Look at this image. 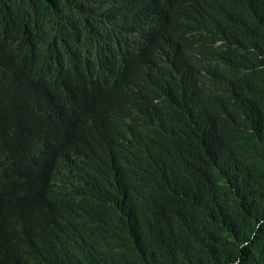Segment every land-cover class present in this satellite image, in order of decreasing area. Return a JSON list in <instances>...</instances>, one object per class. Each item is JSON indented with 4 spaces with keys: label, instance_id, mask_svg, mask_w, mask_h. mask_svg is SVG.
Returning <instances> with one entry per match:
<instances>
[{
    "label": "trees",
    "instance_id": "1",
    "mask_svg": "<svg viewBox=\"0 0 264 264\" xmlns=\"http://www.w3.org/2000/svg\"><path fill=\"white\" fill-rule=\"evenodd\" d=\"M165 1L0 0V199L28 211L37 194L44 235L76 238L93 264H264V0H181L201 43L188 49L151 27ZM74 92L129 119L131 137L108 139L121 148L65 109ZM77 145L79 168L104 172L94 190L37 158L61 169ZM90 202L106 217L93 227L77 222Z\"/></svg>",
    "mask_w": 264,
    "mask_h": 264
},
{
    "label": "clouds",
    "instance_id": "2",
    "mask_svg": "<svg viewBox=\"0 0 264 264\" xmlns=\"http://www.w3.org/2000/svg\"><path fill=\"white\" fill-rule=\"evenodd\" d=\"M191 6L190 3L181 0H167L163 2L160 12L151 21V27L156 32L174 41H181L187 49L192 43L201 45L196 28L190 20L189 10ZM216 38L219 43H222L219 39V33H216ZM213 65L223 71L229 67V64L220 61L213 62ZM31 101L34 103L32 98ZM63 104L72 105V107L66 106L65 109L72 108L74 110L77 106L80 107L81 111H85V127H92L98 133H101L105 141L108 142V146L121 148L124 145L125 140L117 139L108 141V139L111 138V133L128 131V125L130 126L128 118L121 116L109 117L97 98L93 96L86 97V95H82L79 92L70 94L64 100ZM61 110L62 107L58 108L59 114ZM62 119L65 125L69 123L67 116H63ZM5 146L11 149L13 142L6 143ZM62 152H65V150ZM52 156L54 155H48L44 152L37 158L44 169L58 172L60 170L58 165L51 166L52 163H55L50 159ZM102 174L104 172L100 168L92 166L91 168H79L75 176H59L56 180L59 182L75 183L77 180H82L88 176L90 180L89 187H91L92 182L98 181ZM95 186L91 187V189L94 190ZM38 199L39 196L37 194L29 196L27 204H31L32 208H29L28 211L24 210L21 204L16 205L10 201H2L0 199V215L6 211L3 223L0 224V257L3 261L8 263V259L12 256L20 258L23 252H28L30 254L43 255V264H93L92 261H83L79 258V243L76 238L65 234V237H62L58 233H51L49 237L48 235H44L45 232L41 230L45 229V224H40L44 216L36 212L35 208ZM81 207L83 208H80L77 216V222L79 224L93 227L97 221L106 218L103 206L100 203H85ZM48 212L50 215H57L58 209L51 208ZM37 216L38 221L35 220ZM64 217L66 216L63 214L62 219ZM89 217H95L96 220L93 219L90 221ZM82 235L86 237L83 233ZM5 236L8 239L10 237L13 238L10 245H8V239L4 241ZM72 249L76 250L71 251Z\"/></svg>",
    "mask_w": 264,
    "mask_h": 264
},
{
    "label": "flooded vegetation",
    "instance_id": "3",
    "mask_svg": "<svg viewBox=\"0 0 264 264\" xmlns=\"http://www.w3.org/2000/svg\"><path fill=\"white\" fill-rule=\"evenodd\" d=\"M12 239H13L12 237H10L8 239V245L11 244ZM22 255L29 257L30 261L33 262L32 264H43V262H44V256L43 255L30 254L28 252H23ZM6 264H25V262L20 261V258H15L12 256L11 258L8 259V263H6Z\"/></svg>",
    "mask_w": 264,
    "mask_h": 264
},
{
    "label": "bare ground",
    "instance_id": "4",
    "mask_svg": "<svg viewBox=\"0 0 264 264\" xmlns=\"http://www.w3.org/2000/svg\"><path fill=\"white\" fill-rule=\"evenodd\" d=\"M59 199L62 201V200L64 199V197L61 196ZM6 239H8L7 236L5 237L4 241H5Z\"/></svg>",
    "mask_w": 264,
    "mask_h": 264
}]
</instances>
